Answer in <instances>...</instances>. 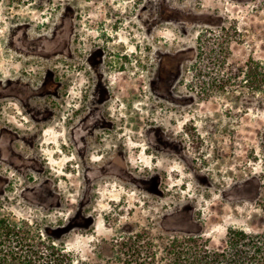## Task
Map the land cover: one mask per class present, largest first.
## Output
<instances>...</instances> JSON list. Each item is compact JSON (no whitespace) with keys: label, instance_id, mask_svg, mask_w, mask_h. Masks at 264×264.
<instances>
[{"label":"rangeland","instance_id":"374dc122","mask_svg":"<svg viewBox=\"0 0 264 264\" xmlns=\"http://www.w3.org/2000/svg\"><path fill=\"white\" fill-rule=\"evenodd\" d=\"M94 60L124 133L94 163L119 145L141 184L110 164L85 189L72 131L98 92ZM0 81L13 93L0 100L1 251L35 252L27 264H168L174 237L229 256L239 233L264 252V0H0ZM46 116L58 143L13 140L40 136L33 117Z\"/></svg>","mask_w":264,"mask_h":264},{"label":"flooded vegetation","instance_id":"af4514ba","mask_svg":"<svg viewBox=\"0 0 264 264\" xmlns=\"http://www.w3.org/2000/svg\"><path fill=\"white\" fill-rule=\"evenodd\" d=\"M156 22V19L154 18H147L145 19L143 25L146 28H150L151 25ZM93 71L96 73V78H97V90L98 92H95V96H94V100L91 102L92 105L90 103H88V110H89V114L84 116L82 121L80 123H78V125L76 124L74 127V130L72 131V142H74V145L76 146L77 149V153L79 155V160H81V163H84L85 161L89 162L90 165L87 166L88 170L84 171V176H85V189H92L90 187V182L92 180L94 181H98L102 182L104 180H107V176L109 175V173L111 172H116L118 171H122L124 170V180L126 181L125 185L129 184L131 186H133V184H141V181H144L141 177H138L137 175L135 176L134 173H132L131 171H129V167L126 165L127 163V158L125 160L124 158V151L121 150V148L119 147V145H116V148H114L112 151H114V156L106 159V160H102L99 161V163L95 164L94 160L95 157L97 158V156L100 153H104L106 155V149L104 148V146H106L107 144H104V142L106 141L107 138H111V135L115 134L118 135L119 137L124 135V133H118L116 131H119L121 129H123L122 125L120 123L117 122H112L111 118V114H110V110H111V106H113L115 104L114 102V98L112 97V95H114V91H112V87H111V83H110V78L105 77L104 80L108 81L107 86H104L102 84V77L104 78L105 74L103 72L102 67L99 65V63H97L94 60L93 63ZM2 81H0L1 84ZM62 85V83H59ZM60 86V85H59ZM53 95L58 96L59 95V87H55V89H53ZM36 97H41L43 96H52L51 93H37L35 94ZM7 97H13V93L11 91L6 92H0V100L7 98ZM107 106H109V108H107ZM38 108L42 111V106H38ZM45 113L48 114V108L45 107ZM47 117L50 116H46V118H41L44 120H41L38 117H33V121L37 122V124L41 125V134L40 136H36L35 132H30L28 135H22V136H15L13 137V140H19V141H23L24 143L29 144V147H33L35 144L37 145H41V144H45V143H58V134L53 131V129L56 126V120H54L52 118V120H48ZM56 118V115H55ZM87 124L88 127L86 128L85 132L81 131L82 125ZM44 127V128H42ZM153 132L156 134V136H158V130L152 129ZM157 131V132H155ZM36 136V137H35ZM84 136H90L88 141L84 140ZM49 137V139H48ZM101 137H104L103 140V145L102 146H96L95 144L99 142V139ZM51 138H53V141L51 140ZM88 138V137H87ZM121 141V140H120ZM120 141H118V143H121ZM168 146H172V143H170ZM41 153L43 155L46 156V149L45 150H41ZM28 163L30 165V167H32V169L38 171L39 173L44 170V166L41 165V161L40 159H38L37 156L35 155H30L27 158ZM110 164H117V170L115 171H110ZM139 175V174H138ZM135 177V178H134ZM199 177H201V179L204 180L205 176H201L199 175ZM44 184L48 185V182L46 181V179H43ZM207 185V184H206ZM205 185L204 188H208Z\"/></svg>","mask_w":264,"mask_h":264},{"label":"trees","instance_id":"16d2710c","mask_svg":"<svg viewBox=\"0 0 264 264\" xmlns=\"http://www.w3.org/2000/svg\"><path fill=\"white\" fill-rule=\"evenodd\" d=\"M10 231L0 222V246L4 243V236ZM232 252L227 256L207 249L202 237H174L169 244L168 264H264V252L260 255L261 246L253 239L242 234H234V240L230 243ZM257 246V247H256ZM260 246V247H259ZM248 249V251L246 250ZM251 250V251H250ZM32 257L28 255L18 256L12 249L0 250V264H27L37 254L32 251Z\"/></svg>","mask_w":264,"mask_h":264}]
</instances>
